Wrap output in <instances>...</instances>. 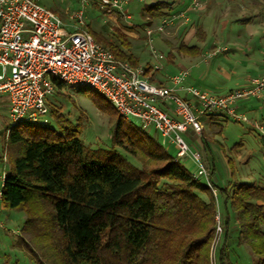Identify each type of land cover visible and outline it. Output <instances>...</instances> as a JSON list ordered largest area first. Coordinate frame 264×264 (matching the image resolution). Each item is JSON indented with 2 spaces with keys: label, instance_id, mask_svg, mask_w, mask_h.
<instances>
[{
  "label": "trees",
  "instance_id": "1",
  "mask_svg": "<svg viewBox=\"0 0 264 264\" xmlns=\"http://www.w3.org/2000/svg\"><path fill=\"white\" fill-rule=\"evenodd\" d=\"M175 3L144 4L143 25L167 17ZM251 19L242 15L233 22L246 24ZM87 29L117 60L133 67L140 64L123 28L106 33ZM194 36L197 42L205 40L201 25ZM174 51L189 57L202 54L198 44L183 41ZM148 72L147 66L144 74ZM49 112L60 131L38 123L30 130L18 123L8 127L4 139L10 165L1 187L2 207L24 213L21 235L32 245L38 264H211L217 196L191 175L193 168L158 148L151 137L150 148L139 145L124 133L121 122L113 131L111 150H92L59 109ZM123 139L140 167L115 152V146L123 147ZM200 139L203 150L221 146L204 131ZM221 153L231 178L225 185L215 184L224 229L215 264H234L228 252L230 236L254 257L251 264H264V185L235 179L232 158L223 149Z\"/></svg>",
  "mask_w": 264,
  "mask_h": 264
},
{
  "label": "built area",
  "instance_id": "2",
  "mask_svg": "<svg viewBox=\"0 0 264 264\" xmlns=\"http://www.w3.org/2000/svg\"><path fill=\"white\" fill-rule=\"evenodd\" d=\"M129 0H98V7L108 14L118 13L129 19L124 9ZM65 22L52 9L38 0H0V95L7 97V127L22 120L37 121L48 113L46 96L58 84L91 88L106 97L122 117L137 119L143 129H154L174 145V158L193 164L191 175L203 180L217 196L211 167L203 153L193 150L185 134L202 131L199 116L225 113L231 119L247 122L264 136V128L237 111L240 100L259 98L264 91V73L251 77L247 84L215 94L185 84L188 70L169 76V84L151 82L145 67L131 66L117 60L113 53L97 43L84 22L79 9ZM163 32V24L144 27L150 53L161 60L164 55L153 45L154 32ZM152 64V70L159 65ZM184 92L181 95L180 92ZM188 97V98H187ZM172 111V113H169ZM5 158V157H4ZM0 183V215L2 182ZM215 235L211 244V264H215V247L223 232L219 211L215 216ZM1 226V223H0Z\"/></svg>",
  "mask_w": 264,
  "mask_h": 264
},
{
  "label": "rangeland",
  "instance_id": "3",
  "mask_svg": "<svg viewBox=\"0 0 264 264\" xmlns=\"http://www.w3.org/2000/svg\"><path fill=\"white\" fill-rule=\"evenodd\" d=\"M38 1L46 7L55 10L65 22H69V14L81 9L84 12L86 28L89 26L92 30L105 33L112 32L114 27L126 29L129 32L128 35L132 43V50L138 57L139 63L145 68L147 66L146 64H149V62L159 65L160 69H158V74L160 75L167 74L168 71L171 70L169 64L175 63V57L170 61L168 53H175L174 46L179 41L189 44L197 43L194 33L199 25L204 28L207 38L204 45V53L199 57V60L201 61L215 57L218 53H239L237 48L233 49L232 47L239 44L247 37L246 33L243 32L247 26L242 23L235 24L230 21L228 24L226 23L227 25L225 24L220 28V23L223 18L227 17V19H233L235 17L247 15V13L250 15L255 13L253 16L257 15L259 17L255 20L256 24H254V26L256 25L258 28L263 27L264 29V0H221V3L220 0H214V2L210 3V6L212 7L210 12L205 11L206 0H173L174 2L176 1V3L172 12L167 17L155 19L150 25L155 28L158 24H163V32H154L153 45H155V48L159 52L165 55V58L167 59L165 62L163 61L164 58L163 60H157L150 53L149 45L146 43L144 36V19L141 17V11L143 10L144 4L156 0H129L124 6V9L130 15L129 19L120 17L118 13L108 14L101 10L97 4L98 0ZM215 2H219V4ZM155 36H157L156 42L154 40ZM257 37L258 40H262V37L264 39V34ZM244 42L248 44L252 42V40L248 41L246 39L243 43ZM253 43H255L254 47L257 48L256 44L258 46L259 42L257 43V41H253ZM260 46L262 47V45ZM244 56L246 58H260L259 53H257L255 49L246 52ZM176 59H179V63L183 64L185 68L194 64L192 60L186 57L176 56ZM180 70L181 69H179V71ZM46 101L48 105L47 114L39 116L37 121H30L32 122L31 125H28L25 122L19 123V127L36 130L34 123H38L47 124L60 131L49 112L50 109L55 108L59 109L61 114H63L69 120L70 124L75 127L77 137L82 143L92 150H98L101 148L111 150L113 131L121 122L124 133L127 136L129 135L130 137H133L139 145L150 148L152 146L151 137L155 139L154 141L156 143L154 141L152 142H154L158 148L166 150L171 154H174L175 152L174 145L169 142L168 138L160 136L152 128L143 129L140 127L137 119L133 117L125 118L120 116L112 103L94 89L85 88L79 90L73 85L63 84L62 87L57 88L52 94L47 95ZM4 109L5 106L0 103V123H2V125H0V136L3 137V141L5 142L4 134L7 127V111L4 113ZM256 111H258V109ZM222 114V116L218 117L222 119V124H225L220 134L221 140L219 141L221 146L212 145V149L218 154V158L215 161L214 174L218 179L217 181L223 179L230 180L231 178L228 166L225 163V158L221 153L223 149L224 153H226L227 156H230L233 160L231 164L234 170L235 179H240L239 176L242 177V175L246 173V178L242 179V181L256 183L262 182L264 180V165L262 163L264 136L249 123L235 121L227 114ZM246 117L248 120L254 119L253 112L248 113ZM263 119L264 107L258 115L259 124H264ZM200 120L201 117H199V121ZM223 133L228 135L226 140L222 137ZM199 136L200 135H197L195 137ZM3 144L5 145V143ZM131 148L132 147L128 142L123 139V147L115 146L114 150L135 166L140 167L141 162L137 155L129 152ZM239 152L246 158L253 157L249 165L240 162V159H238ZM137 154L140 155V152L137 151ZM204 158L207 162L206 154H204ZM186 163L188 167H191V169L193 168L191 161ZM189 163L191 165H189ZM3 164L10 165V162H7V159H4ZM251 168H255L256 171L258 170L260 175ZM1 174L2 169L0 168V175ZM216 185L221 186L218 184ZM216 199L218 210L221 211V198L217 195ZM24 217V213L21 210L8 208L1 210L0 264H38L37 258L32 253V245L27 242L28 240L26 237L21 235L20 228ZM231 234L233 235L234 233L231 232ZM223 237L224 231L219 237L218 243L215 247L216 251L218 246L222 243ZM228 252L230 259L234 264H251L254 262V257L250 252L244 246L236 244V241L232 236H230V240L228 241Z\"/></svg>",
  "mask_w": 264,
  "mask_h": 264
},
{
  "label": "crops",
  "instance_id": "4",
  "mask_svg": "<svg viewBox=\"0 0 264 264\" xmlns=\"http://www.w3.org/2000/svg\"><path fill=\"white\" fill-rule=\"evenodd\" d=\"M211 2H214V0H206V8H205L206 12L211 11L212 9V7L210 6ZM215 3L219 4V2H215ZM220 3H221V0H220ZM254 14L255 13H252L250 15L247 13V15L251 16L252 19L248 23L245 24L247 28L244 29L245 31H243L246 33V36H247L246 38L243 39V41L247 39L248 41L252 40V42L246 44V42L243 43L242 41L239 44L234 45L232 47L233 49L237 48L239 50V53L237 54L235 53L233 54L230 52L218 53L216 54L215 57H211L209 59H206L205 61H201L199 60V57H201L204 53V45L207 41V38L205 37L204 41L194 43V44H198L202 48V54L200 56H197V57L182 56V57H186L192 60V62L194 63L192 66L185 68L183 64L179 63L178 61L179 59L178 60L176 59V56H181V55H177L176 52L169 54L170 53L169 52L168 57L170 61L172 58L175 57V60H174L175 63L169 64V66L171 67V70H169L168 73L165 75H160L158 74V69H160V66L157 70H152V64L149 62V64H146V65L149 67L150 72H148L146 75L148 76L149 80L152 79L151 82L155 84L167 85L169 84V81H168L169 76L178 72L179 69L185 68L188 70V76L185 78V81H184L185 84L193 85L202 90L215 93V94H224L230 89L237 88V87L247 84L248 80L251 77L262 75L264 73V60H263L264 59V46H263L264 39L263 37H262V40L257 39L258 38L257 36H262L264 34V29L263 27L258 28V26L256 25L254 26V24H256L255 20L257 19V17H259L257 15L253 16ZM214 15L216 16L215 13ZM239 17H235L233 19H227V17L223 18L220 23V28H222L223 25L226 24L225 23L226 20H229V22L230 20H232L231 22H233L234 19L239 18ZM235 24H240V23H235ZM123 31L126 34L129 33L124 28H123ZM154 40L156 42L157 36H155ZM253 41H257V43L259 42L258 46L256 44V47L258 49L254 47L255 43H253ZM260 45H262V47ZM252 49H255L256 52L259 53L260 58H257V57L246 58L244 56L246 52L251 51ZM163 61L165 62L167 61V59L165 58V55H164ZM180 93L181 95H185L183 94L184 92L182 91ZM0 103H2L3 106H5V109H4V113H5L7 111V97L5 95H0ZM263 107H264V91L259 98H247V99L240 100L237 104V111L245 115H247L250 112H253L254 119L252 120H255L259 123L258 115L260 114ZM257 109L258 111H256ZM169 113H172V111H169ZM214 113H218V112H214ZM222 115H223L222 113L221 114L218 113V114H213V115L202 114V116H199L201 117V120H202V121L200 120L202 124V131L206 132L208 136L212 137L215 140H221L220 134L225 124H222L223 123L222 119L218 117ZM0 125H2V123H0ZM262 126L264 128L263 123H262ZM195 136L196 135L193 133L192 130H188L185 134V137L193 150L201 151L203 153V158H204V154H206L207 162L209 163L210 166L212 165L211 174H212L213 183L218 184V185H225L229 179L228 180L223 179V180H220L221 181L220 182V181H217L218 179L214 175L215 174V161L218 158V154L214 152V150L212 149V145L210 146L209 151L203 150V144L201 142L200 136L199 137H195ZM222 137L226 140L228 135H226V133H223ZM4 139H5V134H4ZM194 142L197 144H195ZM3 143H5L3 141V137L0 136V156L3 157V161H4L5 145ZM252 158L251 157L246 158L240 152L238 154V159H240V162L246 165H249ZM3 161H0V168L2 169V174L4 175L9 165H4ZM188 161L189 160H187L186 162ZM186 162L184 164H187ZM262 163L264 165V153L262 156ZM191 164L189 163V165ZM251 169H253L256 173L260 175V172L258 170L256 171L255 168H251ZM1 175H0V179H1ZM239 177H240L239 180L245 179L246 173L243 174L242 177L241 176ZM259 183L264 185V180Z\"/></svg>",
  "mask_w": 264,
  "mask_h": 264
}]
</instances>
